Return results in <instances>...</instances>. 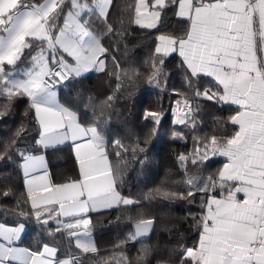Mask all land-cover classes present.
I'll use <instances>...</instances> for the list:
<instances>
[{
  "label": "trees",
  "instance_id": "obj_1",
  "mask_svg": "<svg viewBox=\"0 0 264 264\" xmlns=\"http://www.w3.org/2000/svg\"><path fill=\"white\" fill-rule=\"evenodd\" d=\"M44 1L26 0V3L39 6ZM125 4L127 7H124ZM132 8L130 0H118L110 21L122 36L128 33L129 51L124 46L117 51L105 40V46L110 47L105 61L108 71L93 73L91 80L83 81L85 95L89 91L93 93L94 102H89L87 97L85 102L83 99L77 101L73 96L65 97L61 103L71 107L85 127L94 128L106 140L116 188L123 198H131L135 203L128 207L121 204L109 211L92 214L91 227L88 228L95 237V247L84 250L72 237V232L83 229V225L69 228L60 224L63 230L56 232L53 224L54 234L49 235L37 224L21 175L17 169L9 168L8 172L14 174L6 183L12 185L15 202H6L9 211L0 213V226L26 224L27 231L20 246L39 250L43 245H49L58 250L59 259H71L73 264H188L189 261L199 264L186 257L184 250L195 249L200 243L209 199L227 195L234 186V183L221 178L225 159L218 155V151L236 137L238 127L234 118L240 109L222 102L223 90L215 82L195 75L192 77L193 85L198 83L214 96L216 102L192 99L191 115L186 122L180 123L181 116L175 120L172 116L174 103L191 97L184 89L183 68L180 69L181 75L174 79L165 80V76L167 72L177 71L181 57L174 54V58H169L172 63L164 70L165 75L157 80L155 74L159 66L153 64V60L166 59L167 55L154 57V37L146 31L132 30L135 28L132 25ZM69 14L62 1L48 18L51 40L53 29L58 26L62 30ZM88 24L96 34L104 27L96 12L91 13ZM189 31L190 23L173 21L170 26H165L163 37L179 41L185 39ZM51 40L28 38L30 46L17 63H0V91L11 92L12 97L19 96L23 91L21 81L28 78L25 73L34 69L36 56L47 48ZM113 57L119 61L118 68ZM174 89L176 95H173ZM109 95L110 100L107 99ZM197 103L199 110L194 111ZM27 107L26 100L15 101L10 115L0 120V140L5 139L21 120H31L30 116H23ZM146 109L155 110L157 118L164 117L162 124L153 123L151 116L147 120L142 119ZM0 111H3L2 106ZM174 132L176 140L172 139ZM145 150L148 160L141 166L136 157L142 158ZM69 153V149L47 153L54 185L78 180ZM182 155L184 160L180 159ZM125 160L126 168L123 166ZM193 160L197 162L195 165ZM210 160L216 162L209 164ZM189 192L196 195L189 197ZM46 209L47 216L61 219L57 207ZM46 209L36 211L44 214ZM152 218H155V223L151 235L132 241L130 236L135 225Z\"/></svg>",
  "mask_w": 264,
  "mask_h": 264
},
{
  "label": "crops",
  "instance_id": "obj_2",
  "mask_svg": "<svg viewBox=\"0 0 264 264\" xmlns=\"http://www.w3.org/2000/svg\"><path fill=\"white\" fill-rule=\"evenodd\" d=\"M62 1L45 0L32 7H20V0L0 3V63H17L30 46L28 38L51 40L47 20ZM17 12L23 16L18 26L12 27ZM177 14L191 18L189 34L179 40L188 69L215 82L223 90L222 102L240 109L234 118L238 127L236 137L218 151L225 159L221 178L234 186L227 195L209 199L200 243L195 249H185L184 255L199 264H264V206L256 203L264 196V0H204L203 3L197 0L196 5L192 0H180ZM137 19L143 17L138 14ZM66 24L75 26L72 14L68 15ZM5 25L11 31H5ZM89 39L84 37L85 42ZM177 41L164 36L162 54L173 52ZM175 54L180 56L179 52ZM72 131L75 135L87 132L89 136L88 144L78 150L83 179L53 184L47 190L51 177L29 180L27 190L32 208L57 207L61 224L69 228L82 226L86 217L65 216V213L94 207L113 209V205L124 204L116 188L106 140L94 128L85 127L80 119ZM94 138H99V143ZM97 201L104 203L97 205ZM101 212L104 211L93 210L89 215ZM20 225H1L0 232L18 231ZM153 228L149 221L138 223L130 239L148 238ZM21 240L14 246L26 249L20 246ZM260 240V247L255 249V243ZM50 248L56 250L54 256L49 251L45 258H36L35 264H73L71 259H59L58 250Z\"/></svg>",
  "mask_w": 264,
  "mask_h": 264
},
{
  "label": "snow or ice",
  "instance_id": "obj_3",
  "mask_svg": "<svg viewBox=\"0 0 264 264\" xmlns=\"http://www.w3.org/2000/svg\"><path fill=\"white\" fill-rule=\"evenodd\" d=\"M3 2L4 0H0V3ZM130 2L133 4L132 25H135L132 30L146 31L154 37L152 41L154 57L162 55L161 46L165 26H170L173 21L181 24L189 23L191 19L190 16L185 17L177 14L180 8V0H130ZM200 2L203 3L204 0H200ZM192 3L196 5L197 0H192ZM117 4L118 0H63L64 9L75 17V26L66 24L63 30H60L58 26L53 29L51 43L46 49H42V52L46 51L47 55L44 56L42 62L34 66V69L25 73L28 79L23 82V91L19 96L12 97L11 92L0 91V106L3 107V111H0V120H4L10 115L16 100L27 101L28 107L25 109L23 116L31 117L30 121L21 120L5 139L0 140V173H5V175H0V213L5 214L9 211L6 204L8 200L15 202L11 190L12 185L6 183L14 173H9L8 169L19 171L23 187L27 191L29 180L51 177L49 161L46 158L49 151L55 154L69 149V155L74 161L78 180L83 179V176L80 175L81 163L78 150L88 144L89 136L87 132L84 135L73 133V125L79 124V118L71 107L62 104L61 101L65 97L74 96L77 101L83 99L85 102L87 97L89 102H94L93 93L89 91L85 95L82 85L85 79L91 80L93 73L99 74L108 71L105 61L108 58L110 47L105 46V40L109 41L111 47H114L117 51L121 46L129 51L127 49L128 33H124L122 36L120 31L110 24ZM141 4L142 7H136ZM19 6L32 7L26 3V0H21ZM124 7H127V4ZM93 12L97 13L98 19L104 24L103 30L99 34L93 33L88 24ZM137 13L143 19H137ZM7 15H11V13ZM22 16L23 13H16V24H13L12 27L18 26ZM4 30L11 31V28L5 25ZM57 31L60 32L59 36L56 35ZM173 36H175V33H173ZM84 37H90L91 39L86 43ZM173 49V52L167 54L166 59L153 60V64L159 66L157 74H155L157 80L159 76L165 75L164 70L168 64L172 63L169 58H174L173 54L179 52L182 57L181 63L177 71L167 72L165 80L174 79L177 75H181L180 69L183 68L184 89L191 97L186 99V106L191 104L192 99L197 102L206 100L215 103L213 95H209L198 83L195 86L193 85L192 77L196 74L188 71L186 59L183 58V52L181 51V42L177 41L173 45ZM113 59L118 68L119 61L115 57ZM204 74L207 75L208 73ZM165 87H167L166 83ZM225 90H227V86H225ZM176 94L177 91L174 89L173 95ZM107 99L110 100L111 95ZM199 107L200 105L197 103L194 111H198ZM180 115V123H185L191 113L181 110ZM150 116L153 118V123L157 124H162L165 119L164 117L157 118L155 110L148 109L145 110L142 119L147 120ZM94 139L99 143V138ZM172 139H177L175 132ZM133 156H135V153H133ZM119 158L120 154L118 153L117 159L119 160ZM136 159L141 166L147 163L146 150L142 158L136 157ZM180 159L184 160L185 157L182 155ZM215 162V160L208 161L209 164ZM192 163L195 165L197 162L193 160ZM123 166L126 168V160L123 162ZM53 183L50 182L45 190L51 188ZM195 195L196 193L189 192V197ZM182 197L183 194H181ZM81 199L84 200L85 198L82 196ZM122 199H124L125 207L135 203L131 199ZM103 203V201L95 202L97 205ZM113 207H119V205H113ZM93 210L109 211L111 209L108 207H94L88 211L65 213L64 215L86 217L83 226L88 228L91 227L89 212ZM32 212L37 224L41 225L49 235L54 234L52 232L53 224L56 232L63 230L59 226L62 220L47 216V209L44 214L36 211L35 208H32ZM149 223L154 224L155 218H152ZM76 226L80 225L77 224ZM24 229H26V224H21L18 231L0 232V264H10V262L12 264H35L36 258H45L46 253L49 251L54 256L56 250L51 249L49 245H43L39 250L15 247L14 245L21 240L22 234L26 233ZM137 235H139V232ZM188 264H191V261Z\"/></svg>",
  "mask_w": 264,
  "mask_h": 264
},
{
  "label": "rangeland",
  "instance_id": "obj_4",
  "mask_svg": "<svg viewBox=\"0 0 264 264\" xmlns=\"http://www.w3.org/2000/svg\"><path fill=\"white\" fill-rule=\"evenodd\" d=\"M87 42H88V40H86V43ZM43 56H44L43 52H41L38 56H36V63L37 64L40 63ZM190 106L191 105L186 106V99H183L182 102H175L173 105V109H172V116L174 117V119L177 120L181 116L180 115L181 110H183L184 112H189ZM261 198H264V196ZM125 199H131V198H125ZM72 237L75 239L76 244L79 247L83 248L84 250L93 249L95 247V237L89 228L84 227L83 229L76 230V232L72 233Z\"/></svg>",
  "mask_w": 264,
  "mask_h": 264
},
{
  "label": "built area",
  "instance_id": "obj_5",
  "mask_svg": "<svg viewBox=\"0 0 264 264\" xmlns=\"http://www.w3.org/2000/svg\"><path fill=\"white\" fill-rule=\"evenodd\" d=\"M228 71V70H227ZM258 205H263L264 206V198H258L257 202ZM261 240L255 243V249H258L260 247L261 244Z\"/></svg>",
  "mask_w": 264,
  "mask_h": 264
}]
</instances>
